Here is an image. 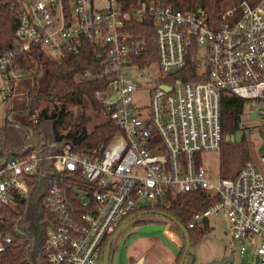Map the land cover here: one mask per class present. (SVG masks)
<instances>
[{
	"label": "built area",
	"instance_id": "built-area-1",
	"mask_svg": "<svg viewBox=\"0 0 264 264\" xmlns=\"http://www.w3.org/2000/svg\"><path fill=\"white\" fill-rule=\"evenodd\" d=\"M17 16L9 49L0 55V85L24 75L14 60L34 46L58 58L79 51L85 41L102 43L114 73L106 89L94 94L119 134L97 155L65 150L51 156L57 171L80 169L88 190L79 191L83 209L75 211L58 182L52 183L45 199L55 218L45 240L48 262L103 264L108 236L121 223L167 195L202 190L211 203L188 226L222 214L240 256L251 248L264 264V152L261 167L246 161L233 177L218 171L216 182L208 179L200 157L220 152L222 91L246 99L252 109L245 114H255L264 142V0L243 1L218 22L201 11L144 1L124 7L118 0L101 8L94 0H70L67 8L63 0H20ZM129 19L154 27L153 76L142 71L154 64L142 69L133 61L144 45L126 30ZM136 89L145 102L135 101ZM11 158L0 159V222L6 206L26 195V177L37 173L42 156L33 150L25 159ZM145 200L149 206L141 207ZM11 242L0 227V252Z\"/></svg>",
	"mask_w": 264,
	"mask_h": 264
},
{
	"label": "trees",
	"instance_id": "trees-1",
	"mask_svg": "<svg viewBox=\"0 0 264 264\" xmlns=\"http://www.w3.org/2000/svg\"><path fill=\"white\" fill-rule=\"evenodd\" d=\"M118 1L124 7L144 1L181 10L201 11L208 20L218 22L241 2L256 3L259 0ZM19 3L20 0H0V55L9 49L18 24ZM63 4L67 8L70 0H63ZM127 23L128 33L144 45L140 55L134 58V63L142 69L154 64L157 61V48L152 23L135 19H129ZM106 49L102 43L85 41L79 51L55 58L40 46H34L14 60L15 68L23 70L24 75L17 79L9 78L0 85L2 101L6 104L0 123V159H25L33 150L42 156L37 173L26 177V195L16 196L3 210L0 227L12 236V242L0 252V264H50L45 240L55 218L45 199L54 181L58 182L70 207L75 211L83 209L79 191L85 192L88 188L80 169L57 171L51 156L65 150L97 155L118 133L113 121L102 114L100 101L94 94L96 90L104 91L114 77L105 62ZM220 107L222 143L226 144L231 142L228 139L230 135L240 129L247 102L229 91H222ZM239 168L229 170L222 167L220 174L230 178ZM210 203V196L199 190L167 195L164 200L154 204L153 210L159 211L157 214L164 213L160 214L164 217L162 220L154 221L170 223V229L182 238L183 246L175 264H178L185 246L184 234L177 222L187 229L190 240L188 255L191 247L209 231L210 226L207 220L202 226L189 227L187 223L195 212L205 209ZM148 222L152 221L137 220L135 223L142 225ZM114 240L109 251V264Z\"/></svg>",
	"mask_w": 264,
	"mask_h": 264
},
{
	"label": "rangeland",
	"instance_id": "rangeland-1",
	"mask_svg": "<svg viewBox=\"0 0 264 264\" xmlns=\"http://www.w3.org/2000/svg\"><path fill=\"white\" fill-rule=\"evenodd\" d=\"M106 1L94 0V6L101 8L106 4ZM142 73L145 76L155 75L157 73L156 64L150 69L142 71ZM136 75L135 72L134 78L137 77ZM137 79L142 83L148 80L147 78ZM134 99L138 103L146 100L140 89H136ZM5 107V102L0 101V123L4 116ZM246 109L249 111L252 107L247 105ZM246 119L245 125L249 128L248 137L241 139L239 142L222 143L220 152L209 151L201 154V164L205 168L210 181H217L218 171L222 170V167H227L229 170L237 169L246 161H254L261 167L258 148L263 142V138L257 128L258 121L249 118V113L243 115L242 122L244 123ZM118 134L119 131L116 135ZM247 156L248 159H245ZM163 218L160 214L147 212L130 219L114 240V252L112 254V256L115 255L114 264H166L170 258H175L183 246V241L176 232L180 246L179 250H176V246L166 237V228L170 229V223H167L166 226L164 223L157 222ZM137 220L152 222L136 225ZM209 224L211 228L191 247L190 253L185 257L183 264H248L249 261L254 260L255 255L251 248L248 250L246 257L240 256L238 249H236L227 233V220L222 214L210 216ZM128 234L129 238L126 240ZM226 259L229 260L224 262Z\"/></svg>",
	"mask_w": 264,
	"mask_h": 264
},
{
	"label": "water",
	"instance_id": "water-1",
	"mask_svg": "<svg viewBox=\"0 0 264 264\" xmlns=\"http://www.w3.org/2000/svg\"><path fill=\"white\" fill-rule=\"evenodd\" d=\"M173 72V71H172ZM165 89H167L168 87H163ZM255 114L253 112H251L249 114V118L254 119ZM249 135V129H245V130H237L234 134L230 135V137L228 138L229 141L231 142H239L241 140L242 136L248 137ZM258 152L262 153L264 152V142L259 146L258 148ZM10 160H12V158H10ZM149 201L145 200L144 202L141 203V207H148L149 206ZM153 213V212H159V211H155L153 209H148V210H143L141 213ZM160 214H164L163 212H161ZM169 217V216H168ZM130 219L124 221L123 223H121V225L119 227L116 228V230L112 233V235L109 237L106 245H105V249H104V253H103V264H109V251H110V247L111 244L114 240V238L116 237V235L122 230V228L124 227V225L129 221ZM178 226L180 227L181 231L184 234V241H185V246H184V250L183 253L178 261V264H183L185 257L187 256V252L189 250L190 247V240H189V236H188V232L187 229L180 225L177 222ZM229 259L224 260V262L228 261ZM249 264H258V257H255L254 260L252 262H250Z\"/></svg>",
	"mask_w": 264,
	"mask_h": 264
},
{
	"label": "crops",
	"instance_id": "crops-1",
	"mask_svg": "<svg viewBox=\"0 0 264 264\" xmlns=\"http://www.w3.org/2000/svg\"><path fill=\"white\" fill-rule=\"evenodd\" d=\"M225 218V217H224ZM145 224V223H144ZM227 224H228V222H227ZM166 226H167V224H165ZM208 225L210 226V224H209V220H208ZM136 226V225H135ZM211 228V227H210ZM227 233H228V230H227ZM166 237L168 238V240L173 244V245H175L176 246V250H179V243H178V238H177V235L175 234V232H173L171 229H169L168 227L166 228ZM129 238V234H128V236H127V238H126V240ZM126 240L124 241V244H125V242H126ZM114 252V251H113ZM114 258H115V255H113L112 257H111V261H110V264H114V262H115V260H114ZM175 260H176V256H175V258H170V260L169 261H167L166 262V264H175ZM251 262V261H250ZM249 262V263H250ZM248 263V264H249ZM117 264V263H116ZM121 264V263H120Z\"/></svg>",
	"mask_w": 264,
	"mask_h": 264
},
{
	"label": "flooded vegetation",
	"instance_id": "flooded-vegetation-1",
	"mask_svg": "<svg viewBox=\"0 0 264 264\" xmlns=\"http://www.w3.org/2000/svg\"><path fill=\"white\" fill-rule=\"evenodd\" d=\"M246 122H247V119L244 121V123H242V125H241V127H240L239 130L249 129V128H247L246 125H245ZM259 134H260V136L262 137V134H261V133H259ZM243 138H245V136H242V137H241V139H243Z\"/></svg>",
	"mask_w": 264,
	"mask_h": 264
}]
</instances>
